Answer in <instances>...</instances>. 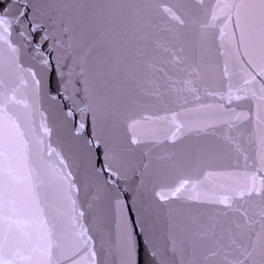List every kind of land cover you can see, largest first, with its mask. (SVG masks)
I'll return each mask as SVG.
<instances>
[{
    "label": "snow or ice",
    "instance_id": "snow-or-ice-1",
    "mask_svg": "<svg viewBox=\"0 0 264 264\" xmlns=\"http://www.w3.org/2000/svg\"><path fill=\"white\" fill-rule=\"evenodd\" d=\"M203 5L0 0V264H264V0Z\"/></svg>",
    "mask_w": 264,
    "mask_h": 264
}]
</instances>
